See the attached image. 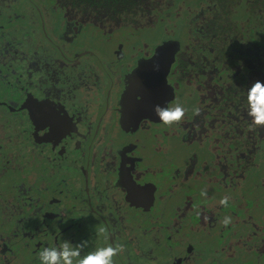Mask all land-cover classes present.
<instances>
[{"label":"flooded vegetation","instance_id":"obj_1","mask_svg":"<svg viewBox=\"0 0 264 264\" xmlns=\"http://www.w3.org/2000/svg\"><path fill=\"white\" fill-rule=\"evenodd\" d=\"M204 8H192L189 20L202 16ZM255 8L256 17L245 21L256 26L260 52L263 0H256ZM30 17L54 59L7 32ZM86 17L69 0H0V108L10 115L0 116V127H9L0 135V264H19L16 244L27 252L23 264H41L38 253L64 240L86 241L81 256L122 244L125 251L115 264H264V186L262 191L259 185L264 179L255 180L253 195L242 186L245 173L263 162L264 144L248 143L247 118L216 113L211 88L220 67L195 66L189 53L199 50L184 51L189 62L178 57V81L197 99L199 114L188 113L169 128L154 111L177 100L178 85L164 86L165 67L155 55L164 39L152 54L149 46L140 54L130 38L101 33L120 37L119 27L148 28L150 20L120 26ZM164 19L154 22L156 29ZM86 24L96 32L85 34ZM256 57L259 78L262 52ZM149 69L156 71L152 80ZM241 69L224 68L225 75ZM78 70L84 71L67 73ZM206 79L210 92L204 90ZM230 83L223 81L225 88ZM202 124L208 145L200 144ZM169 138L192 139L210 161L190 174L198 154L169 162ZM11 170L17 183L3 178ZM182 171L183 188L199 196H163L167 176L173 186ZM34 172L35 182L26 183L23 178ZM214 187L225 193H214ZM225 196L227 207L219 203ZM226 216L232 218L227 227L221 223Z\"/></svg>","mask_w":264,"mask_h":264},{"label":"trees","instance_id":"obj_2","mask_svg":"<svg viewBox=\"0 0 264 264\" xmlns=\"http://www.w3.org/2000/svg\"><path fill=\"white\" fill-rule=\"evenodd\" d=\"M61 1L66 2V0ZM69 1L72 8L86 11L87 16L90 15L88 17L96 16V18L114 20L120 26L123 24L139 25L143 20H151L152 17L157 21L162 13H168V10L176 5V0ZM201 3L205 7L202 16L194 20L191 19L189 22L191 25L189 32L192 41L191 47L193 50H199V52L189 53L190 57L194 55L192 63L202 67L203 65L207 66L210 62L216 69L220 67V71H217L214 76V87L211 88L218 99H216V106L218 105L216 113H234L241 115L242 119L247 118L243 123H246L245 134L248 143L264 144V127L254 128L251 126L252 121L248 116L247 104L248 89L256 81L264 83V30L262 51L257 52L255 46L259 47L260 45L257 42L259 34L256 33V26L252 24V21L251 23L245 21L247 17H256V0H201ZM244 3L249 4L248 8ZM246 8L247 13H245ZM250 24H252V31L249 30ZM189 49L190 46L186 44L185 50ZM238 50H243L246 54L237 56ZM261 52V75L256 78L259 76L256 53ZM230 53L232 56H229ZM185 54L181 57L178 56L182 62L188 59ZM240 65L242 66L241 71L231 70L227 76L225 75L224 68L239 67ZM223 81L231 82L230 86L225 88ZM205 83L204 90L210 92L207 79ZM216 122L219 123L220 119L217 118Z\"/></svg>","mask_w":264,"mask_h":264},{"label":"rangeland","instance_id":"obj_3","mask_svg":"<svg viewBox=\"0 0 264 264\" xmlns=\"http://www.w3.org/2000/svg\"><path fill=\"white\" fill-rule=\"evenodd\" d=\"M201 5H202L201 0H176V5L171 10H168V13L161 14L162 17L166 18L162 22L161 29L155 28L156 24L154 25V22L156 20H154L153 17L150 20L148 28L145 26V24L139 27H136L135 29H133L132 26L119 27V29L116 30V32L119 31V34L117 35H120V37H117L116 35H114L113 32H107V30L101 29V31H103L101 33L106 35L108 38H110L111 36H113V38H118L121 40H122V37L130 38L132 40L131 47L134 46L133 52L140 53V54L145 53L148 46L152 48V49H149L150 53L152 54L154 50L156 49L155 46L162 39H164L161 45L162 47L161 46L160 48L157 47L158 49H156L155 55H161V58L160 59L158 58L157 61L165 67L164 68L165 70L164 71V75H165L164 86H167V87L170 86L173 89H176V85H178L177 86L178 92H177V98H176L177 100H175L176 102L174 106L176 104H179L183 108H185L186 109L185 115L188 113L189 114L196 113L195 109L197 108L199 109V104H198L197 99H194L193 96L191 97L189 96L188 91L184 89L182 87L181 82L178 81V78H177L178 67H177L176 62L178 60V56L181 57L184 55L186 44L190 46L189 50H193V48L191 47V44H192L191 37H190L191 35L189 33L191 30V25L188 22H190L189 19L191 18L190 17L191 9L193 8V9L199 10V7ZM88 16L86 18H88ZM92 17H96V16H92ZM84 20L86 21V19ZM105 20L106 19H104V22ZM110 22H111L110 23L111 25L116 24L114 20H110ZM34 23L35 22L33 21V18L31 19L30 17L29 20L25 21V24L22 23V26L15 23L17 26H15L14 28H9L7 32L11 33L15 37L18 36L19 38L23 39L26 46L27 45L31 46V48L35 52H39L42 56H45L48 59H54L56 55H54L52 51L49 49L50 46L47 44V42L43 40L39 35H37L38 32H36L35 30H32V28H34L33 27ZM86 25L87 26L83 31L85 34L90 33L92 35L93 34L92 32H96L95 31L96 26L88 25V24ZM260 33L262 36L263 30H261ZM80 71H84V70H80ZM80 71L78 70L77 73H71V71H68L67 73L73 76V75H78ZM155 72L156 71L149 69L148 71L149 76H150L149 80H152L154 77H156ZM169 76L172 78L173 82L167 80ZM0 116L5 117V118L6 117L10 118V115L8 113H5L4 109L2 108H0ZM217 129H221V128L217 126ZM7 130H9L8 125L4 127H0V135L5 134ZM213 130L215 129L213 128ZM198 133L203 138V141L200 144L208 145L210 138L205 135L206 128L204 124L200 126ZM195 144L197 143H194L192 139L187 140V141L185 140L176 141L172 138H169L168 145L170 146V149L172 152L168 154V161L170 162V160L172 159H175V160L179 159V161L181 162L184 159L183 157L185 156V153L189 152V156H191L195 152L196 155L198 154V158L200 162L195 163L196 167L192 169L191 172H189L190 174H192L195 170L199 169L198 166L210 161L209 156L207 154H204L206 152L205 148L198 147ZM195 149L197 150L199 149L198 153ZM249 171L251 172L245 173V176L247 175V173L249 174H248V177H246L244 181L242 182V186L244 190L250 191L251 194L253 195V191H251V189L255 183V180H257V178H259L261 181L264 179V160L263 162L257 163L256 166H254V168H252ZM36 173L37 172H34L33 175L28 174L23 179L25 180L26 183L31 184V182H35L34 178L32 177H35ZM183 174H184V171H182L181 174L176 177L175 181L177 183L174 184L173 186H171L172 182L174 181L173 178H170L169 176H167L166 178L167 189H166V192H162L164 193L163 196H199V195H194L193 190L188 191L183 188V183H182ZM3 178L4 180L13 181L15 183L19 181V177L12 170L8 173H5ZM157 185L159 188L158 183ZM259 185L262 189V186H264L263 181L261 182V184L259 183ZM214 191H215L214 193L216 194L225 193L223 190H219L217 187H214ZM6 229H9L12 231V228H6ZM24 249L25 247L22 246V244H16V246L14 247V252L15 253L18 252L19 254V261H20L19 264H23L24 256L27 254L26 250L22 251Z\"/></svg>","mask_w":264,"mask_h":264},{"label":"clouds","instance_id":"obj_4","mask_svg":"<svg viewBox=\"0 0 264 264\" xmlns=\"http://www.w3.org/2000/svg\"><path fill=\"white\" fill-rule=\"evenodd\" d=\"M159 69V65H156ZM248 116L251 117L254 128L264 127V83L256 81L247 93ZM155 114L160 121L167 127L178 125L185 116L186 109L181 105L176 104L172 107L155 106ZM199 114V109H195ZM201 195L206 196V192ZM219 203L227 207L229 197H223ZM225 227L232 223L231 216H226L221 222ZM104 229H100V233H104ZM86 241L80 244H73L68 240H64L58 247H45L39 253L38 257L41 264H115V258L125 251L122 244L99 247L94 251L81 256L83 248L86 246Z\"/></svg>","mask_w":264,"mask_h":264}]
</instances>
